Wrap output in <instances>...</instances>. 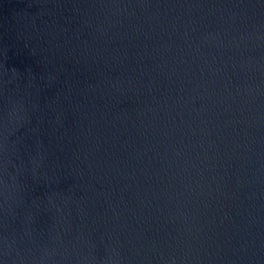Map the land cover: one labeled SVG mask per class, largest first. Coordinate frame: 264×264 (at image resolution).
I'll use <instances>...</instances> for the list:
<instances>
[{"label":"water","instance_id":"water-1","mask_svg":"<svg viewBox=\"0 0 264 264\" xmlns=\"http://www.w3.org/2000/svg\"><path fill=\"white\" fill-rule=\"evenodd\" d=\"M0 264H264V0H0Z\"/></svg>","mask_w":264,"mask_h":264}]
</instances>
